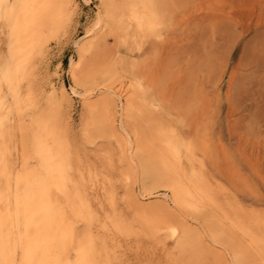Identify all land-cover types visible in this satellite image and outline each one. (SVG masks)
I'll return each instance as SVG.
<instances>
[{
  "label": "rangeland",
  "instance_id": "1",
  "mask_svg": "<svg viewBox=\"0 0 264 264\" xmlns=\"http://www.w3.org/2000/svg\"><path fill=\"white\" fill-rule=\"evenodd\" d=\"M63 1L55 0L52 5L57 10L63 7L61 23L41 42H35L28 74L20 77L13 89L4 84L7 96L6 109L0 112V117L4 115L0 119V143L6 148L4 158L0 157V189L8 190L7 175L2 173L5 158L15 171L23 163L17 99L23 100V115L35 114L47 108L48 94L68 92L71 98L61 107V116L56 113L52 120L70 157L67 182L75 205L71 212L84 211L75 219L78 237L84 238L91 222L98 236L95 254L101 264H180L177 246L181 228L176 235L155 226L152 231L146 223L149 215L130 204L129 189L134 186L136 191L145 190L153 196L163 193L165 187L158 181L167 178L165 168L160 167L161 174L157 169L152 173L154 165L149 163L141 168L136 184L133 177L123 178L121 145L110 138L88 139L91 106L71 89L70 60H78L81 54L76 43L91 38L89 32L105 0H90L89 4L85 0ZM163 1L165 9L153 27L130 22L121 40L112 36L98 47L102 58L97 59H103L106 70L112 71L111 76L105 77L107 71L100 75V81L116 78L113 87L126 89L135 83L134 78L145 82L155 99V116L169 134L174 130L184 138L179 165L184 183L198 190L207 213L221 219L230 234L250 242L241 227L254 224V231L264 238V0ZM10 35L11 27L4 22L0 28V73L14 64L18 53ZM135 89V99L141 100L137 85ZM27 97L29 102H25ZM146 119L130 123L133 135L143 126L149 129ZM157 148L155 145L153 153ZM29 162L34 166L37 159ZM0 206L8 217L9 201L1 200ZM184 212L193 214L191 218L186 215L193 224L204 221L198 212ZM22 254L23 245L17 250L16 264L22 262ZM69 254L73 257L74 250L69 248ZM208 263L213 264L210 256Z\"/></svg>",
  "mask_w": 264,
  "mask_h": 264
},
{
  "label": "bare ground",
  "instance_id": "2",
  "mask_svg": "<svg viewBox=\"0 0 264 264\" xmlns=\"http://www.w3.org/2000/svg\"><path fill=\"white\" fill-rule=\"evenodd\" d=\"M54 2L55 0H0V28L4 22L9 23L10 36L15 46L17 44L18 50L15 52L20 53V55L15 53L14 64L8 67L6 72L0 73V112L6 109L7 95L4 94V84L7 83L11 89L16 87L19 78L28 74L29 58L35 42H41L61 23L64 9L61 6L58 10L52 9ZM84 2L89 4L90 0ZM164 9L163 0H105L97 12L95 26L93 25L92 32H89L91 38L88 41L81 39L76 43L81 54L78 60L71 58L68 70L73 81L71 86L73 94L83 98L92 109L86 135L91 141L110 138L119 142L121 158L125 162L122 170L123 178L133 177L134 184L137 183L141 168L144 169L149 163L154 165L152 173L156 169L160 171L161 166L165 168L167 178L158 181L159 185L165 187L163 193L160 196H153L147 194L149 192L146 193L145 190L136 191L137 188L135 189L134 186L129 189L130 204L137 211L149 215V221L146 223L152 231V226H155L163 231L170 230L171 235H176L178 227L181 228L182 235L178 238L179 246H177L181 251L179 252L181 263L207 264L210 256L213 264H264V238L254 231L256 225L241 227L244 235L251 238L250 242L233 236L221 219L207 213L206 205L199 197L198 190H193L184 183L179 168L184 138L180 134L178 136L174 130L169 134L163 121L155 116V99L151 89L143 85L145 82H140L138 80L140 78L133 80L142 95L141 100L138 101L135 99V83L130 86L132 88L123 87V89L113 87L112 82L116 78L114 81L110 79L112 82L106 80L109 83L101 82L100 75H104L107 71L105 74L107 77V74L112 73L106 70V63L102 64L103 59L100 55L102 52H99L101 44H105L112 36L121 40L126 35V25H131L130 22H135L138 27H153L154 20L159 19ZM21 43L24 44L21 46ZM96 50L97 53L94 52ZM98 56L101 58L97 59ZM48 95L50 97L48 96L47 108L36 111L38 101L33 105L35 114L23 115L25 112L23 100L16 101L21 120L23 163L17 171L9 167L6 158L2 165V173L7 175L8 190L2 192L0 189V201L8 200L10 203L7 211L10 228L7 227L8 217L0 208V264H16L17 250L21 245H23V254L20 264H101L95 254L98 236L90 221L84 232V238L78 237L75 219L83 215L84 211L80 209L77 213L71 212L75 205L67 182L68 169L71 168L70 157L57 130L54 129L52 120L56 113L58 118L59 115L61 116V107L70 100L71 96L63 90ZM102 96L103 100H101ZM30 100L27 97L25 102ZM3 118L4 115H1L0 119ZM141 118L148 119L146 123L149 129L139 126V132L133 135L129 127L130 123L136 121L137 124ZM47 140H52V144ZM3 144L0 143L1 158H4L2 153L6 148ZM155 145L158 148L153 153ZM31 158L37 159L36 165H30ZM161 173L162 170L159 174ZM183 208L198 212L204 221L200 225L198 222L191 223L186 215L191 218L193 214H185L186 209ZM69 248L75 252L73 257L69 254Z\"/></svg>",
  "mask_w": 264,
  "mask_h": 264
}]
</instances>
